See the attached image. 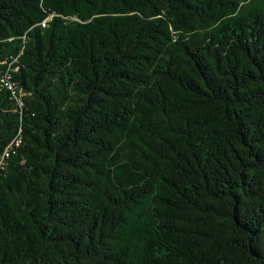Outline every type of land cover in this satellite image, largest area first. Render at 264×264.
<instances>
[{
  "label": "trees",
  "instance_id": "1",
  "mask_svg": "<svg viewBox=\"0 0 264 264\" xmlns=\"http://www.w3.org/2000/svg\"><path fill=\"white\" fill-rule=\"evenodd\" d=\"M0 264H264V0H0Z\"/></svg>",
  "mask_w": 264,
  "mask_h": 264
},
{
  "label": "built area",
  "instance_id": "2",
  "mask_svg": "<svg viewBox=\"0 0 264 264\" xmlns=\"http://www.w3.org/2000/svg\"><path fill=\"white\" fill-rule=\"evenodd\" d=\"M9 89H12L13 90V88L11 87V86H9ZM19 144V141L18 140H15L14 142H12L7 148H6V151H5V156H7L8 155V149L9 150H12V148H13V146H17Z\"/></svg>",
  "mask_w": 264,
  "mask_h": 264
}]
</instances>
